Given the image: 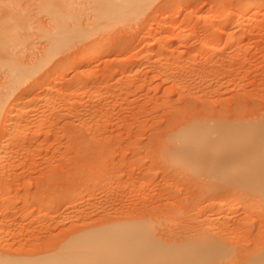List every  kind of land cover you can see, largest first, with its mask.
Segmentation results:
<instances>
[{
  "label": "rangeland",
  "instance_id": "rangeland-1",
  "mask_svg": "<svg viewBox=\"0 0 264 264\" xmlns=\"http://www.w3.org/2000/svg\"><path fill=\"white\" fill-rule=\"evenodd\" d=\"M99 1L0 0V126L14 101L30 114L0 151L20 178L0 193V261L155 264L152 252L117 255L120 230L137 226L178 251L167 239L205 224L236 243L216 264H264L251 259L264 249V89H255L264 87V0H153L102 27ZM237 15L246 19L235 26ZM61 27L74 35L53 45ZM198 53L231 65L225 76L236 70L210 99L201 94L207 81L217 87L214 76L199 79L197 95L187 88ZM10 62L32 74L16 82ZM211 117H233L227 126L239 130L218 131ZM189 121L199 129L176 130ZM29 176L40 183L27 191ZM95 233L106 247L82 242Z\"/></svg>",
  "mask_w": 264,
  "mask_h": 264
},
{
  "label": "bare ground",
  "instance_id": "bare-ground-1",
  "mask_svg": "<svg viewBox=\"0 0 264 264\" xmlns=\"http://www.w3.org/2000/svg\"><path fill=\"white\" fill-rule=\"evenodd\" d=\"M118 1H119L118 3L120 5H115V6H117V8H115V9L109 7L110 4H111V6H113V3H111L112 1H110V0H104V1L100 0L99 1V4H100L99 5V9H98V14H99V21H98L99 22V25L98 26L99 27L106 26V24H108L110 21H113V19H112L113 17L121 16V14L124 12V10L126 8H130V10L132 9L133 12L134 11L137 12L139 8L143 7L144 5H148L153 0H118ZM254 1L255 0H250L249 3H253ZM245 19L246 18H244L243 16L237 15L234 18V21L232 23L235 26L236 25H241V23ZM222 23L224 24V26L226 25L224 22H222ZM215 29H216V27H215ZM245 32H247V31L244 30L243 35H246V34H244ZM73 35H74L73 34V31H70V29H68L67 27H64V29H63L61 27L58 31H56L50 37L51 38V43L53 45H55V44L59 43L60 41H62L64 39H67V38H69V37H71ZM234 37L235 36L233 34V37L232 38H234ZM216 39H214L213 40V43H212L213 44L212 46L214 48L216 47V45L219 42V41L217 42ZM231 40H233V39H231ZM237 40H238V37H237ZM204 42H205V39L202 38L201 39V43H204ZM231 43H232V41H231ZM212 50H214V49H212ZM216 51L218 52V50H216ZM215 54H216L215 51H213L212 52V55L214 56ZM202 55H203L202 53L196 54L191 59V61H189L190 62L189 63L190 66L192 65L191 62L194 63V64H196L197 63L196 62L197 60H199V59H202L203 60L204 58H202L203 57ZM218 55L220 57L221 55H224V54L222 52L221 55L220 54H218ZM218 55L217 56L215 55V56L217 58H219ZM181 56H182V54L180 55V57ZM207 57L204 60H207L209 58V57L208 58ZM224 57L227 58L228 56H224ZM226 58H223L222 60H220L221 59V57H220L219 60L222 63V61H225ZM216 59H215V63L217 65H215V64L214 65L217 66V67H215L214 65L211 64L212 62H214V61L211 62V60H213V57L212 56L208 59V61H204V60L201 61V60H199V62L201 61V63H202V65H200V66L198 64L199 67L198 66L197 67L196 66H193L194 64L191 66V68H190L189 65H185V67H187V68L189 66V69L188 70L190 72H191V70H193L192 72H194V74L196 75L194 77H197L198 80L197 79H194V77L192 79L193 73L191 72L192 76L189 75L190 73L187 72L188 70H186L185 67L182 66V68L184 67L183 70L184 71L186 70L184 73L187 72L188 75L191 76V80L192 81L193 80L194 81L195 80L197 81V84H195L196 82H191L192 83V85H191V83L189 82L191 80L190 79H187V82H189V83H187V82L186 83L188 85H190V86H187V88H189V87L192 86L191 89L194 90V91L189 90V93H191L190 95H192V92L193 93L195 92L194 95L195 94L197 95L198 92L201 93L199 90L202 88L201 85L204 84L203 83L204 82L203 81V78H205L206 81L208 79V77H203V75L206 76L207 74L209 75V79L208 80H210V77L211 76L212 77L213 76L216 77V78H213L215 80H213L212 78L211 79L214 82H216V80H217V85H216L217 87L214 88L212 85L209 84L210 81L209 82L207 81L206 85L207 86L210 85V87L211 86L212 87L211 88L209 87V90H206L207 86H206V88H204L205 87L204 86L203 88H204L205 91H203V93L201 95L203 96V94H204V95H208L209 96L210 94H212V96H210V97L207 96V98H206V99H208V98L210 99V98H213V91L216 93V91L218 90V88L220 89V91L223 90L220 87L223 88V84H225V83H223L224 82V79L226 80V78H224V76L226 75V73L228 74V71L230 72L231 65L230 66H225L226 64H223V65L221 64L220 65V63H217L216 62V61H218V59L217 60ZM181 60H183V59H181ZM209 60H210L211 63L209 62ZM227 61H228V59H227ZM248 61H250V59ZM248 61L246 60V62H248ZM223 63H226V62H223ZM228 63H229V61H228ZM233 63H236V62L233 61ZM233 63H231V64L233 65ZM10 64H11V67L16 72V75L14 77V80H16V82L19 81V80H25L26 77H29L32 74V72H28V71L23 70L22 68L17 67V64L14 63V62H10ZM218 65H220V66H218ZM240 66L241 65L239 64V66L237 65V67H235V66H233V67L236 68L239 71L240 70L239 69ZM194 67H196V68H194ZM227 67L230 70L229 69H226ZM178 68L181 69V67H178ZM193 68L194 69H197V71L194 70ZM225 69L228 70V71L225 72L224 71ZM195 71L197 73H195ZM232 71H233V74L232 73L231 74H232V77H233V75H235L236 70L233 69ZM231 74H229V75H231ZM178 75H175V76L172 77L171 80L173 81V85H177V81L176 80H178V78H179ZM188 75L183 74V76H188ZM229 75H227L225 77L228 78ZM229 78H231V76ZM234 78H236V76H234ZM184 79L186 80V77H184ZM199 79H202L201 81H203L202 82L203 84L198 85ZM212 80H211V82H213ZM231 80L234 81L233 78ZM221 82L223 83L222 86L220 85ZM34 83H38V81L37 82H34ZM230 83H231V81H229V86H230ZM234 83H235V81H234ZM213 84L215 85V83H213ZM232 84L233 83H231V85ZM194 85H197L198 87L197 86L194 87ZM254 85H256V84H253V86ZM257 85H259V84H257ZM33 86H34V84H33ZM196 87L199 89L198 92L195 91ZM203 88H202V90H203ZM226 88H228V85L227 84H226ZM255 89L256 90H260V89H264V87H261V88L258 87V88H255ZM245 90H248L249 91V89H245ZM250 91H249L250 94L248 92L246 93V91H245V93L247 94V96H249V98H253L254 95H255V93H252L253 92L252 90H250ZM215 93H214V95H215ZM217 94H218L217 96H219V91L217 92ZM245 95H244V97H245ZM250 95H252V97H250ZM259 96H261V94H259ZM200 97H198V98H200ZM255 97H258L257 94L255 95ZM214 98H215V96H214ZM217 98H219V97H217ZM94 99L95 100H99L100 97H97V98L95 97ZM15 103H16V101H14L10 105V108H9V111H8V114L9 113H13V114L10 115V116H8V117H6L5 120H3V122H2V124L0 126V135H2V140H1V143H0V151L5 150L9 146L10 143H11L10 144L11 146H14L15 145L14 139H15V131H17V129H16L17 128V125H18V123L20 124V120H21L22 116H24L27 113L26 112L24 114L22 112V109H20L18 111L19 113H15L16 112L15 111ZM20 112H22V113H20ZM26 115H28V117H29L30 114H26ZM206 118L209 119V117H206ZM232 118L233 117H228L226 119H221V118H218V117H214V118L211 117L212 120H218V122L216 123V125L218 124V126L216 127V129L218 131H237L239 129H236V128H232V127L227 126L228 121H230ZM197 120L199 121V119H197ZM191 123H192V121H189L187 123H183V124L179 125L176 128V130H178L180 128L181 129H185V128L187 129L188 128V130H190V131H197L199 128H195V125L193 126V125H191ZM237 123H238V125L241 124V125H239L240 126V129L241 130H244V131H250V130H252L254 128V124H248L246 121H245V123H244V121H242V123L241 122H237ZM200 129H201V127H200ZM88 130H90V127H88ZM173 130L176 131L175 129H173ZM91 131H92V129H91ZM15 141H16V144L18 146L20 144H25V139L20 140V144L17 143L18 142L17 140H15ZM14 148L12 150L10 149L11 151H9V157L10 158H13L14 154L16 153ZM14 166L15 165H13V163L12 164H8V166L7 165L6 166H2V164L0 163V193L3 191V188H6L7 190H9V189H11V186L13 184L18 183L20 181L19 176L17 175V173H15ZM36 167H38V165ZM154 169H155V167H153V168L150 167L146 171V174H148V175L151 174V172H153ZM251 169H253V168L251 167L250 170ZM33 172H35V171L33 170ZM249 173L252 176V172L250 171ZM31 174H33V173H31ZM155 175H157V173H155ZM28 179L29 180H27L26 183H24V185L26 184L28 186V187L26 186L27 191H29L32 188L31 186H33L35 184L37 186V184L40 183V181L38 179H35L32 176H29ZM24 191H26L25 188H24ZM9 206H11V205H9ZM12 206H13V208H15L14 207L15 206L14 204ZM203 226L205 227L204 230L202 229L200 232H197V234L195 233V234H192V235L183 236L181 239H177V238L176 239H174V238L173 239H170V238H168L167 239V242H166L167 243V246H170V247L171 246H177L176 249H179L178 251L165 250L162 247L158 246L153 241V239L150 238V236L147 233H139L136 230V229H138L137 226L136 227H131V228H129V230L126 229V228H123L118 233V241H117V247H118L117 253L118 254L117 255H121V256L122 255L132 256V255H135V254H138V253L144 255L147 252H152V253H154L155 258L157 259L155 264H216V260L218 258L220 259V257L223 255V253L226 254V255H228V253H230V254L232 253L233 254V252L236 249V243H233L231 240H229V239H227V238L224 237V235H225V233L227 231V230H225V228L220 227V229H219L220 232H214L212 226H210L208 228L205 226V224H203ZM157 238L159 239V237H157ZM82 242H84L87 246H89V245H97V246L106 247L107 244H108V242H109V240H108V236H105V235L102 236V233H95L93 235H89V236L84 237L82 239ZM110 255H113V253L110 254ZM114 255H116V253H114ZM254 258H255L256 262H262V261H264V249L262 250V252L257 257H252L251 259H254ZM0 264H25V263H21V262L16 263V262H12V261H9V260H3V261H0ZM34 264H54V263L44 261V262H38V263H34Z\"/></svg>",
  "mask_w": 264,
  "mask_h": 264
}]
</instances>
